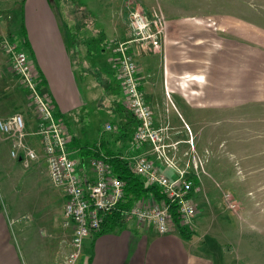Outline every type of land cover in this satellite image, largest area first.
<instances>
[{
	"label": "crops",
	"instance_id": "obj_1",
	"mask_svg": "<svg viewBox=\"0 0 264 264\" xmlns=\"http://www.w3.org/2000/svg\"><path fill=\"white\" fill-rule=\"evenodd\" d=\"M54 1L59 2L55 8L60 10H57L59 15L52 8L50 0H26L21 6L25 39L29 44L30 54L36 61L35 67L41 75V90L51 95L55 115L64 122L68 130V149L75 162V172L78 177L93 182L96 175L92 161L97 156L124 158L138 153L134 139L123 137L118 127L115 132H109L105 128L107 124L117 126L121 116L116 112L115 104L122 101L125 103V90L122 91L123 88L119 87V75L117 74V78L115 76L114 56L116 44L130 39L123 16L124 3L123 0L121 4L119 0L106 2L98 25H79V37L76 39L63 25L67 19L63 10L64 3L62 0ZM116 1L119 4L113 6ZM21 2L22 0H0V11L19 8L21 13ZM1 26L2 24L0 29L6 31V25ZM171 27L160 51L145 52L133 47L131 52L139 66L138 77L145 100L153 111L155 126L168 128L167 143L181 144L182 153L183 150H188L187 142L191 138L194 152L198 150L201 156H205L206 150L217 138H213L214 134H218L212 131L206 139H197L189 133L192 128L186 118H189L197 130L200 128L201 132L211 126L219 127L220 122L226 126L235 124V117L230 113L236 110L237 96L246 97L245 90L249 91L250 96V81L245 72L237 79L233 68L222 69L204 52L201 57L194 53L202 49L199 42H192L190 46L181 42L182 48L179 44L176 45L173 42L176 32ZM6 34H2L0 38L8 36ZM71 35L73 40L69 39ZM16 36L22 41L20 33ZM216 45H219L224 54L229 52V43L219 42ZM3 57L6 62L0 55V73L5 71L6 66L9 69L11 67L8 56L4 54ZM195 60L204 63L205 71L218 77L205 76L204 68L198 66L196 71L189 69L188 65ZM188 81L190 90L187 89ZM236 82L242 90H236ZM199 84H205V88L200 89ZM232 91H236V100L231 97ZM27 98L30 102L28 106L34 112L32 116L23 114L27 124V141L39 154V160L32 166L37 163L42 166L31 169V177L45 173L49 178L41 139L35 135L36 111L28 93ZM13 114L15 113L5 116ZM220 114H223L222 118ZM173 117L179 118L185 129L187 126L191 129L187 131L188 138L177 134L176 131L182 128H173ZM185 145L188 147H184ZM10 146V141L0 133V264H59L69 252L73 237L72 228L65 226V193L62 189L51 186L47 189L45 203L22 202L23 206H17L11 201L14 184L20 183L23 173L19 172V176L13 179L16 169L22 170V162L11 157ZM147 149L148 146L144 148ZM169 151L173 156L172 150ZM93 154L97 156L94 157ZM150 158L167 176L177 177L176 170L165 167L156 156ZM179 159L178 167L188 171V165L185 167L181 164V158ZM37 171H40L39 175ZM191 174L195 175L193 169L188 176L191 177ZM201 182L203 181L199 180V184ZM201 188V185L195 186V198L200 194ZM226 196L230 199L228 207L236 209L238 204L232 200L233 197L229 194ZM201 215L199 210L198 225L202 223ZM193 232L189 241L183 239L177 228H173L169 234L159 235L152 226L139 223L135 218H126L120 228L86 239L83 255L77 264H221L220 259L212 253L213 245L211 248L206 244V237L198 234L200 231ZM222 264L225 262L222 261Z\"/></svg>",
	"mask_w": 264,
	"mask_h": 264
},
{
	"label": "rangeland",
	"instance_id": "obj_2",
	"mask_svg": "<svg viewBox=\"0 0 264 264\" xmlns=\"http://www.w3.org/2000/svg\"><path fill=\"white\" fill-rule=\"evenodd\" d=\"M50 1L52 8L59 15L60 10L55 9L59 2ZM109 1L62 0L67 17L63 25L78 39L80 31H77V27L84 23L96 27L100 21L99 17L104 14L106 2ZM119 1L121 4L122 0ZM136 2L148 9L158 6V11L153 10L158 14L162 13L166 24L165 34L170 31L171 26L172 30L175 29L173 42H176V45L179 44L182 48L181 42L187 43L188 46L192 42H199L202 49L194 53L200 56L204 52L222 69L233 68L237 79L245 72L250 81V96L249 91L245 90L246 97L239 95L236 100V91L231 92V97L233 96L237 104L236 110L230 113L235 117V124L226 126L220 122L219 127L211 126L201 132L200 128L197 130L189 118H186L192 128L189 133L197 139H206L212 131L218 134L213 133V138H217L206 150L205 156H201L198 150L194 152V142L191 138L190 142H187V153L184 150L181 153L179 143H172L173 148L170 150L175 162L179 163L181 158V164L185 167L188 165L189 172L193 169L195 175L190 176H196L198 181H203L199 184L202 187L200 194L194 197L198 203L197 210L202 214V223L197 224V216L190 231H200L199 236L206 237V244L211 248L213 245L212 253L220 259L221 264L222 261L225 264H264V0H123L122 9L124 8L123 16L126 22L131 5ZM116 3L119 4L116 1L113 6ZM16 16H19V8L0 11L1 27L6 25V31L0 29V36L7 33L8 36L5 37L15 42L20 50L29 55V62L36 65L29 47L24 46L23 40L16 36L20 33L19 19ZM58 18L60 19V16ZM69 39L73 40L72 35ZM219 42L229 43V52L224 54L219 45L216 47ZM117 46L118 44L116 48ZM133 47L137 49L135 44H132V49ZM0 55L6 62L4 54L0 52ZM136 66L139 70L138 64ZM188 66L193 71H196L197 66L204 68L205 76L218 77L205 71L201 61L195 60ZM10 69L6 66L5 71L0 73V118H7L5 115L12 113H27L32 116L34 112L33 108L28 106V92L26 93ZM231 80L234 81V78ZM235 85L237 91L242 90L237 82ZM198 86L200 89L205 88V84ZM187 89H191L190 81ZM222 117L223 114H220V118ZM172 126L182 128L176 131L177 134L189 137V130L185 129L179 118L173 117ZM34 165L25 169L22 164L21 169L26 171L16 169L12 176L15 180L19 172L23 173L20 183L14 184L15 190L11 194V201L17 206H23L22 202L45 203L47 189L54 187L45 173L31 177V169L42 167L38 163ZM40 171H37L38 175ZM228 194L233 197L232 200L239 208L237 206L233 210L228 207ZM172 228H177V225Z\"/></svg>",
	"mask_w": 264,
	"mask_h": 264
},
{
	"label": "built area",
	"instance_id": "obj_3",
	"mask_svg": "<svg viewBox=\"0 0 264 264\" xmlns=\"http://www.w3.org/2000/svg\"><path fill=\"white\" fill-rule=\"evenodd\" d=\"M157 8H144L139 2L131 5L127 14L130 40L118 44L115 59L118 62L121 87L125 90L126 107L138 121L134 136L138 153L124 159L129 161L136 175L148 184L160 187L166 194L162 200H139L129 215L139 223L152 226L159 235H166L173 231L172 226H176L172 215L173 206L176 207L179 226L189 230L193 229L190 227L194 224L198 210L193 196L194 183L188 176L189 172L180 169L170 155L169 150L173 145L167 143L168 129L155 126L153 111L145 100L138 77L139 70L131 52L132 44L145 52H158L162 49L166 24L162 13L153 10ZM0 51L8 56L12 72L28 92L37 117L35 135L41 139L50 180L65 193V226L72 228L73 237L69 252L59 264H77L83 255L86 239L96 235L101 230L105 216L123 203L126 185L113 171L109 158L105 157L92 161L95 181L87 182L78 177L68 149V130L55 115L51 95L42 92L41 75L35 65L29 62V55L7 37L0 38ZM186 129L190 131L188 126ZM26 130V119L22 113L0 118V133L10 141L11 157L21 160L24 168L28 169L39 160V154L28 143ZM106 130L115 132L117 127L107 124ZM146 146L148 149L144 150ZM151 156H156L165 167L176 170L177 177L167 176L155 165Z\"/></svg>",
	"mask_w": 264,
	"mask_h": 264
},
{
	"label": "trees",
	"instance_id": "obj_4",
	"mask_svg": "<svg viewBox=\"0 0 264 264\" xmlns=\"http://www.w3.org/2000/svg\"><path fill=\"white\" fill-rule=\"evenodd\" d=\"M26 0H22L20 3V15L17 17L19 19V31L21 34V38L23 40V45L29 47V44L27 40L25 39V28H24V22H23V16H22V10L21 6L25 3ZM106 50V47H104ZM94 53V51H93ZM95 54H93L94 56ZM116 58V57H115ZM116 62V69H115V76L117 78V74L119 75V68H118V62L117 59H115ZM119 87H121L120 80H118ZM121 92V91H120ZM122 94V92H121ZM119 95V94H118ZM115 110L116 112L121 116L120 120L117 122V126L120 134L123 137L126 138H132L134 139L135 132L138 127V121L135 119V117L132 115V113L127 109L126 104L124 101L119 102L115 104ZM87 154L88 153H84ZM92 154V153H91ZM94 157L97 156V154H93ZM100 158L99 156H97ZM109 164L112 166L113 171L117 175L118 178L124 181L125 183V199L122 204H120L112 213L108 214L104 218V222L102 224L101 230L97 233L99 235L111 232L115 230L116 228H120L123 225V222H125L126 218H131L129 215V212L131 208L138 202L139 200H147L149 198H155L157 200H162L166 198V194L164 191L154 185L148 184L146 181H144L142 178H140L138 175H136L130 167L129 161L125 160L124 158H121V156L113 157L108 160ZM194 183V189L195 186H199V181L196 176L190 178ZM172 215L175 221V224L177 225V229L183 239L185 240H191L194 232L190 231L186 228H182L179 226V218L176 214V207H172Z\"/></svg>",
	"mask_w": 264,
	"mask_h": 264
}]
</instances>
